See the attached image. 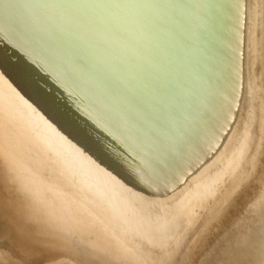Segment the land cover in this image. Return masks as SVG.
<instances>
[{
	"label": "water",
	"instance_id": "1",
	"mask_svg": "<svg viewBox=\"0 0 264 264\" xmlns=\"http://www.w3.org/2000/svg\"><path fill=\"white\" fill-rule=\"evenodd\" d=\"M0 264H264V0H0Z\"/></svg>",
	"mask_w": 264,
	"mask_h": 264
}]
</instances>
